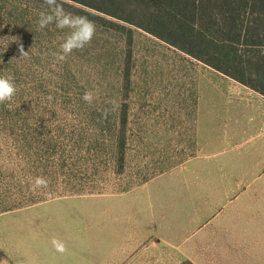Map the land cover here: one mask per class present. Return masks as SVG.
Wrapping results in <instances>:
<instances>
[{
	"label": "rangeland",
	"instance_id": "1",
	"mask_svg": "<svg viewBox=\"0 0 264 264\" xmlns=\"http://www.w3.org/2000/svg\"><path fill=\"white\" fill-rule=\"evenodd\" d=\"M63 6L97 32L57 61L67 30H38L44 0H0V75L17 86L0 104V264H264V144L249 140L264 98Z\"/></svg>",
	"mask_w": 264,
	"mask_h": 264
},
{
	"label": "trees",
	"instance_id": "2",
	"mask_svg": "<svg viewBox=\"0 0 264 264\" xmlns=\"http://www.w3.org/2000/svg\"><path fill=\"white\" fill-rule=\"evenodd\" d=\"M60 2L120 28L107 17L139 27L264 96V0Z\"/></svg>",
	"mask_w": 264,
	"mask_h": 264
},
{
	"label": "clouds",
	"instance_id": "3",
	"mask_svg": "<svg viewBox=\"0 0 264 264\" xmlns=\"http://www.w3.org/2000/svg\"><path fill=\"white\" fill-rule=\"evenodd\" d=\"M47 10L40 13L37 21L38 30L47 28L49 25H55L59 30H67V35L60 44V51L53 53L57 61H64L75 51L83 50L90 45L97 32V26L94 21L87 16L75 15L66 11L60 0H44ZM19 55H27L22 42L17 40ZM17 94V86L11 76L0 75V104L13 101ZM82 99L91 104L94 100L92 91L85 92ZM118 105L112 102V107ZM111 109H106L103 115L107 117ZM43 184L44 181H37ZM63 250V249H61Z\"/></svg>",
	"mask_w": 264,
	"mask_h": 264
},
{
	"label": "crops",
	"instance_id": "4",
	"mask_svg": "<svg viewBox=\"0 0 264 264\" xmlns=\"http://www.w3.org/2000/svg\"><path fill=\"white\" fill-rule=\"evenodd\" d=\"M255 93H257L255 91ZM261 97L264 98L263 95L257 93ZM256 103L260 107V103L256 101ZM256 107L255 112L249 113V119H250V126L253 129L254 133L249 134V140L252 141L256 146L264 144V110H257ZM253 148V146H252Z\"/></svg>",
	"mask_w": 264,
	"mask_h": 264
}]
</instances>
